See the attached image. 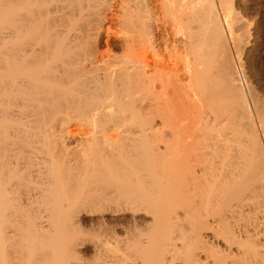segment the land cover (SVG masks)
Segmentation results:
<instances>
[{
    "label": "bare ground",
    "instance_id": "bare-ground-1",
    "mask_svg": "<svg viewBox=\"0 0 264 264\" xmlns=\"http://www.w3.org/2000/svg\"><path fill=\"white\" fill-rule=\"evenodd\" d=\"M237 5L0 0V264H264Z\"/></svg>",
    "mask_w": 264,
    "mask_h": 264
},
{
    "label": "rangeland",
    "instance_id": "rangeland-1",
    "mask_svg": "<svg viewBox=\"0 0 264 264\" xmlns=\"http://www.w3.org/2000/svg\"><path fill=\"white\" fill-rule=\"evenodd\" d=\"M246 1L248 3L249 2L250 3L248 4ZM246 1L245 0H237V4H239V5L242 4L241 5L242 8L241 7L238 8L239 6L237 5V10H238L237 12H239V14H241L240 18L241 17H242V19L246 18V20H241V22L244 21V23H243V24H245L244 28H245L246 24H247V26H249V24L252 23V25L245 28L247 30L249 28L250 32L246 30L247 33L249 32V35L245 34V36L247 37V35H248V37H247V39H246V37H244V39H243V40H245V39L247 40V42L246 41H244L245 43L243 42V44H245L246 46L243 45L242 42L240 43L241 44V50L243 49L242 50L243 52L240 51L241 52L240 53L241 59L238 60L237 67L238 68L240 67V69H241V72L239 70V74H240V77L242 78V82L246 81V79L248 81H250V82H248V81L247 82L250 84V86H252V88L254 90H255V88H258L259 90H261L262 92L257 89L256 92L257 93L261 92L262 97H263L264 96L263 95L264 94L263 93L264 92V0H250V1L246 0ZM247 4H248V6H247ZM244 6H245V8H244ZM249 6H250V8H249ZM243 8L244 9L247 8L246 11ZM240 9H241V11H240ZM242 11H244V12H242ZM247 11H249V12H247ZM257 11H259L258 14H256ZM242 13L243 14L246 13L247 15L246 14L243 15ZM245 15H246V17H245ZM255 15H256V17H255ZM257 15H259V16L257 17ZM251 18L253 20L252 22L250 21ZM245 21L249 22V24L245 23ZM240 44H239V46H240ZM239 65H242V66H239ZM251 83H252V85H251ZM72 128H74V127H72Z\"/></svg>",
    "mask_w": 264,
    "mask_h": 264
}]
</instances>
